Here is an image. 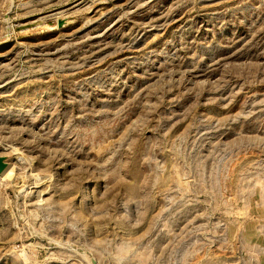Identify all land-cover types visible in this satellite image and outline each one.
Segmentation results:
<instances>
[{"label":"rangeland","instance_id":"obj_1","mask_svg":"<svg viewBox=\"0 0 264 264\" xmlns=\"http://www.w3.org/2000/svg\"><path fill=\"white\" fill-rule=\"evenodd\" d=\"M0 264H264V0H0Z\"/></svg>","mask_w":264,"mask_h":264},{"label":"water","instance_id":"obj_2","mask_svg":"<svg viewBox=\"0 0 264 264\" xmlns=\"http://www.w3.org/2000/svg\"><path fill=\"white\" fill-rule=\"evenodd\" d=\"M8 166L7 156L4 154H0V174L6 169Z\"/></svg>","mask_w":264,"mask_h":264}]
</instances>
